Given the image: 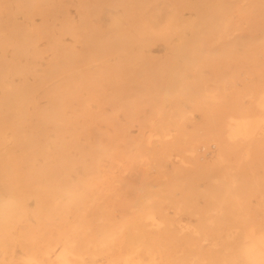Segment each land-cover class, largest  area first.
Instances as JSON below:
<instances>
[{
  "label": "rangeland",
  "instance_id": "1",
  "mask_svg": "<svg viewBox=\"0 0 264 264\" xmlns=\"http://www.w3.org/2000/svg\"><path fill=\"white\" fill-rule=\"evenodd\" d=\"M261 233L264 0H0V264H246Z\"/></svg>",
  "mask_w": 264,
  "mask_h": 264
},
{
  "label": "bare ground",
  "instance_id": "2",
  "mask_svg": "<svg viewBox=\"0 0 264 264\" xmlns=\"http://www.w3.org/2000/svg\"><path fill=\"white\" fill-rule=\"evenodd\" d=\"M238 122V121H237ZM236 122V123H237ZM245 122V121H244ZM247 122V121H246ZM239 123V122H238ZM249 124V123H248ZM234 127V126H233ZM236 128L237 129H235V130H233V131H231L232 133H233V135H237L238 133V135H242V134H246V132H247V125L246 124H236ZM232 129V128H231ZM231 134V133H230ZM229 134V135H230ZM249 135V134H248ZM231 136V135H230ZM244 136V135H243ZM232 138V137H231ZM215 195V194H214ZM213 197V196H212ZM214 197H217V196H214ZM215 199V198H214ZM215 201H216V199H215ZM216 203H217V201H216ZM216 203H214V204H216ZM214 204H212V206L214 205ZM217 205H218V203H217ZM220 206V205H219ZM213 208V207H212ZM213 209H215V208H213ZM220 209V208H219ZM212 219V218H211ZM213 220V219H212ZM215 220V219H214ZM213 220V221H214ZM209 224H210V222H209ZM211 224H212V222H211ZM215 224H217V223H215ZM213 227V226H212ZM211 227V228H212ZM214 229V228H213ZM263 234L264 233H261L260 235H258V234H255L254 236L256 237V235H258L257 237H256V241H254V240H252V239H254V238H252V239H250V241L247 239V242H243L244 243V255H242V256H244V258H243V260H245V262H246V264H263L264 263V236H263ZM253 235V234H252ZM249 236H251V235H249ZM207 237V236H206ZM253 237V236H252ZM247 238H248V235H247ZM204 239V238H203ZM213 242V239H212V241H211V243ZM210 243V244H211ZM219 243V242H218ZM216 244V243H215ZM219 248V247H218ZM213 249V248H212ZM215 249V248H214ZM214 249H213V251H214ZM217 249V248H216ZM220 250H222L221 248H219ZM211 250V249H210ZM242 250H243V248H242ZM212 251V250H211ZM211 251H210V253H211ZM210 253L208 254V255H210ZM212 253H216V252H212ZM212 256V255H211ZM212 258V257H211ZM213 259H214V257H213ZM215 260V259H214ZM216 261V260H215ZM215 261H212V263L214 264V262ZM211 262H210V264H212ZM215 264H216V262H215ZM244 264V263H243Z\"/></svg>",
  "mask_w": 264,
  "mask_h": 264
},
{
  "label": "built area",
  "instance_id": "3",
  "mask_svg": "<svg viewBox=\"0 0 264 264\" xmlns=\"http://www.w3.org/2000/svg\"><path fill=\"white\" fill-rule=\"evenodd\" d=\"M214 145L213 144H210L208 146H205V145H202L198 148V153L200 154V157L201 158H204V157H207L209 156L213 150H214Z\"/></svg>",
  "mask_w": 264,
  "mask_h": 264
}]
</instances>
